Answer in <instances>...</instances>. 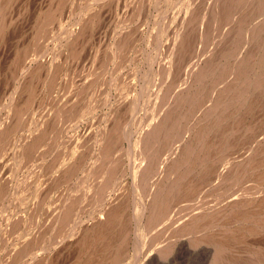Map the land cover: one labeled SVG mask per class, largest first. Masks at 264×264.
Here are the masks:
<instances>
[{
	"label": "bare ground",
	"instance_id": "6f19581e",
	"mask_svg": "<svg viewBox=\"0 0 264 264\" xmlns=\"http://www.w3.org/2000/svg\"><path fill=\"white\" fill-rule=\"evenodd\" d=\"M80 2L0 0L3 263L264 264V0Z\"/></svg>",
	"mask_w": 264,
	"mask_h": 264
},
{
	"label": "rangeland",
	"instance_id": "374dc122",
	"mask_svg": "<svg viewBox=\"0 0 264 264\" xmlns=\"http://www.w3.org/2000/svg\"><path fill=\"white\" fill-rule=\"evenodd\" d=\"M80 5H79V7L76 9V11H77V14L80 12V11H78V10H81L80 8L82 7L81 6V4L83 5L84 4V6H85V4H86V0H81V2L79 3ZM11 9H12V11H13V13H11L12 11H10V12H8L7 14H12L13 16H10V15H6L7 16V20L8 19H10V18H15V16L17 17V10L15 9H13V6L11 7ZM145 13H146V11H145ZM76 14V13H75ZM149 14H150V17H149ZM153 14V13H152ZM151 14V12H149L148 14H146L147 15V17L145 18L146 20H144V22L146 23L147 22V24L146 25H142V27L144 28V30H145V32H144V30H143V36L145 37L146 36V34H147V32L146 31H148L149 29H151L153 26H154V21H152V15ZM152 15V16H151ZM9 17V18H8ZM116 20L117 19H113V24L116 22ZM149 21H150V23H149ZM148 27V28H147ZM146 33V34H145ZM152 46H148L147 48L148 49H153V44L154 43H150ZM150 47V48H149ZM147 49V51L148 52H150L151 50H148ZM141 52V53H140ZM139 52V56L141 57V54H143V52L142 51H140ZM143 60V59H142ZM140 64V62H138V61H136L135 62V64ZM23 80V79H22ZM18 85H20V82H18V83H16V87H18ZM106 90H107V88H106ZM5 97H6V95H5ZM6 98H4V100H5ZM7 101V100H6ZM6 106H8V104L6 103L5 104V109L6 110H8L9 111V108H6ZM9 107H10V105H9ZM11 108V107H10ZM8 111H6V112H8ZM2 115V116H1ZM0 115V122H1V120H3L2 118H4V115H5V113L4 114H1ZM7 115V114H6ZM14 160H15V158L14 157H12V160H11V158H10V160H9V164H10V167H9V165H7L8 167H5V168H3L4 170H2L3 171V174H4V172H5V169H6V174H7V172L8 171H10L8 174H11V175H14L12 178H14L13 180V182L10 184V191L12 192H10V196H12L11 198H9V204H7L8 206H10V208H8V210H10L9 212H11V211H13L14 210V208L15 207H17V208H15V210H17V211H20L21 210V212H18L19 214H21V215H23V216H25L26 217V215H27V213H28V215H27V219H30L29 221H30V224L32 223V225H34V226H36L37 225V227L38 226H40V224H42V222L43 221H45L44 219H45V217H44V215L41 213V210H40V208H38L39 210L37 211V210H34V211H32L31 210V207L29 208L30 210H31V212H32V214H31V212L29 211V209L26 207V205H23L22 207H21V205L19 204V202L18 201H15L16 200V198H17V194H24L26 191H23V192H20V193H18L19 192V190L20 191H22V190H27V192L28 193H25L24 195H25V197L27 196V197H31V198H34V195H33V192H34V189H32V188H34V185H36V182H37V185H40L41 183H44L43 181H45L46 180V176H47V172H45L46 171V168L45 167H40V166H37L38 168H33V170H36L37 171V176L39 177H37V176H30V174H32V168L30 169V168H25L23 165H20V164H16V163H18V161L17 160H15V163H14ZM12 162V163H11ZM13 165L15 166V167H13ZM12 166V167H11ZM10 168V169H9ZM18 168V169H17ZM45 168V169H44ZM44 171H43V170ZM12 170H13V172H12ZM14 170H16L17 172H15L14 173ZM20 170V171H19ZM23 170H27V172H22ZM36 171H34V172H36ZM42 172L43 171V173H39V172ZM14 173V174H13ZM24 173H26V174H24ZM18 174V175H17ZM19 174L22 176L23 174L25 175V178H24V175H23V177H21L20 176V178H19ZM35 174V175H36ZM38 174H42V176L41 175H38ZM17 175V177H15ZM30 176V178H31V180H33V181H29V180H27V181H29L28 182V185L30 184V186L29 187H32L30 190H28V188L29 187H27L28 185L26 184V185H24L25 183H27V181H26V179H30L29 178V176ZM45 175V176H44ZM41 176V177H40ZM33 177H36V178H33ZM24 178V179H23ZM33 178V179H32ZM17 179V180H16ZM22 179V182L20 181V184L22 185V190H21V186H19V188H18V186L17 185H19V180H21ZM38 179V180H37ZM35 180H36V182H35ZM39 180H40V182L41 183H39ZM42 180V181H41ZM16 181V182H15ZM16 183H18V184H16ZM13 184V185H12ZM14 184H16L15 186H14ZM34 184V185H33ZM12 185V186H11ZM27 188H25L24 186ZM32 185V186H31ZM17 186V187H16ZM25 189H24V188ZM15 191L16 189H18V190H16V192L17 193H13V191ZM61 191V190H60ZM60 191L58 190L57 192H58V194H63V193H60ZM56 191L54 190V192L52 191V193H55ZM57 192H56V194H54V195H58L57 194ZM12 194V195H11ZM32 194V195H31ZM14 195V196H13ZM52 195V194H51ZM33 196V197H32ZM14 197V198H13ZM16 197V198H15ZM58 197V196H57ZM57 197H55L54 199H57ZM12 198L13 199H15V200H12ZM40 201V200H39ZM53 201V200H52ZM11 202H13V204H15V205H11L10 203ZM34 203V201L33 200H31L30 201V203ZM35 202H36V200H35ZM63 202V200L61 201V203ZM40 203V202H39ZM17 204H19V205H17ZM56 204H58V202H56ZM42 206H43V204H41ZM13 206V209H11V207ZM15 206V207H14ZM18 206H20V207H18ZM78 208V207H77ZM19 209V210H18ZM79 209V214L81 213V217L83 218L87 213H84V211H83V213L82 212H80L81 210H82V208H78ZM14 210V211H15ZM22 210H24V211H22ZM27 210V211H26ZM27 212V213H26ZM33 212H35L34 213V215H33ZM39 212V213H38ZM24 213V214H23ZM29 213H30V215H29ZM38 213V214H37ZM37 214V215H36ZM41 214V215H40ZM32 215V216H31ZM29 216H31V217H29ZM38 217L37 219H36V217ZM29 217V218H28ZM34 217V218H33ZM32 218L33 219H36V221H34L33 220V222H32ZM40 221V222H39ZM35 222V223H34ZM4 227V226H3ZM4 232H2L1 234H0V243H1V238H2V243L0 244L1 246V249H0V261H2V264H4L5 263V260L7 259V257L9 256V255H7L8 254V251L7 252H4V249L5 250H7L8 249V247L11 245L10 244V242L12 241V237L14 236V235H12V233H11V235H12V237L10 238V234L8 235V234H6V233H4V235H2ZM15 234V233H14ZM9 237H8V236ZM5 238H7L8 239V241H6L5 240V243H3V241H4V239ZM11 240V241H10ZM183 242V244H180V243H182ZM8 243V244H7ZM10 244V245H9ZM49 244V242L47 243V245ZM179 244H180V246H179ZM185 244V245H184ZM6 247H5V246ZM2 246H3V248H2ZM8 246V247H7ZM179 247V248H178ZM9 248H11V247H9ZM3 249V250H2ZM176 251L173 253V255L172 256H170L168 259H165V260H162V259H160L155 253H153V254H150V255H148V257H146V262H148V263H146L145 262V264H196L197 262V264H205V262L203 261V260H206V257H207V255L209 254L208 253V250L205 248V249H203V248H200L199 250H197V251H192V250H190L189 248H188V246H187V244L185 243V241H180L179 243H178V245H177V247H176V249H175ZM202 251H204V252H202ZM3 252V253H2ZM130 252H132V248H129V252H128V254H129V259H128V262L129 261H131V257H133V254L132 253H130ZM202 253V254H201ZM3 255H4V257H3ZM63 256H65V255H63ZM2 258V259H1ZM200 258V259H199ZM201 258H203V259H201ZM199 260V261H198ZM202 260V261H201ZM154 261V262H153ZM201 261V262H200ZM4 262V263H3ZM1 264V263H0Z\"/></svg>",
	"mask_w": 264,
	"mask_h": 264
}]
</instances>
